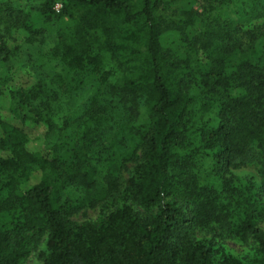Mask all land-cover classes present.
<instances>
[{"label":"trees","instance_id":"16d2710c","mask_svg":"<svg viewBox=\"0 0 264 264\" xmlns=\"http://www.w3.org/2000/svg\"><path fill=\"white\" fill-rule=\"evenodd\" d=\"M176 1L39 4L55 31V89L0 77V264L33 253L41 264H264V0L169 12ZM5 14L7 33L44 34ZM95 208L96 220L73 219ZM225 240L252 256L228 254Z\"/></svg>","mask_w":264,"mask_h":264},{"label":"rangeland","instance_id":"374dc122","mask_svg":"<svg viewBox=\"0 0 264 264\" xmlns=\"http://www.w3.org/2000/svg\"><path fill=\"white\" fill-rule=\"evenodd\" d=\"M41 2L42 0H0V14L2 17L7 15L5 13L8 6H10V8L16 12L21 13L19 19H24V16L28 15L31 21L38 22V26L44 29L43 35L36 36L34 40H31L29 35L22 28L13 26L7 33L5 28L8 25L7 22L10 21L6 17L0 19V36L4 35V37L9 38L5 44L13 51V56L9 57L5 62H0V77L10 78V85L15 89L30 88L39 80L43 81L49 88L55 89L54 83L52 82V80H54L52 71L57 65L55 62L48 60L47 54L55 38V31L52 24H43V20H41V18L39 19L37 15L36 9ZM191 4L193 5L192 0H178L176 2H171L168 9L169 12L175 11L178 8H184ZM56 5H58V9H60V4ZM3 28L4 31H2ZM178 38L179 37L175 33H166L162 36L161 41L165 47L173 48V50L179 52ZM91 95V87H88L83 92L73 94L68 101L69 112L77 107L80 108L84 104L85 99ZM5 97H7V95H5L4 99L1 101V106L4 109L8 106V99ZM63 100H66V98L61 97V101ZM67 112V109L62 106L60 110L56 112L57 115L55 120L57 121L59 117L66 115ZM36 134H38L40 138L44 134V130L41 129ZM249 171L250 170L247 169L242 170V172L247 174L250 173ZM100 212V209L96 208L81 210L73 216V219L78 221H94L98 218ZM259 227L264 232V221L260 223ZM202 237H207V235H202ZM223 246L227 253L234 257L243 258L252 256L247 246L241 245L233 240H225ZM25 264L41 263L37 260L36 254L33 253Z\"/></svg>","mask_w":264,"mask_h":264},{"label":"built area","instance_id":"2783aa9c","mask_svg":"<svg viewBox=\"0 0 264 264\" xmlns=\"http://www.w3.org/2000/svg\"><path fill=\"white\" fill-rule=\"evenodd\" d=\"M55 7H56L55 10L58 11V10H59V9H58V5H56Z\"/></svg>","mask_w":264,"mask_h":264}]
</instances>
